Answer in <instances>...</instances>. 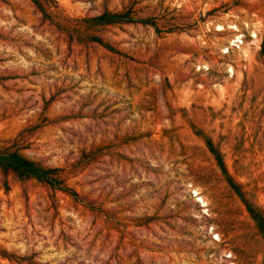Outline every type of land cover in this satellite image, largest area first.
<instances>
[{
	"label": "rangeland",
	"instance_id": "374dc122",
	"mask_svg": "<svg viewBox=\"0 0 264 264\" xmlns=\"http://www.w3.org/2000/svg\"><path fill=\"white\" fill-rule=\"evenodd\" d=\"M44 8L0 0V148L77 197L0 171V264H264V0Z\"/></svg>",
	"mask_w": 264,
	"mask_h": 264
},
{
	"label": "trees",
	"instance_id": "16d2710c",
	"mask_svg": "<svg viewBox=\"0 0 264 264\" xmlns=\"http://www.w3.org/2000/svg\"><path fill=\"white\" fill-rule=\"evenodd\" d=\"M30 1L44 17L47 16L44 8L45 0ZM85 21L91 25H95L122 23L137 20H133L132 17L129 16L128 11L110 12L108 10H104L99 15L87 18ZM91 38L93 41H96L100 44L102 43V40L99 37ZM209 150L214 155L220 168L225 170L218 151H216L211 145H209ZM0 171L4 175L7 173H12L21 179H34L37 182L48 185L52 189L68 192L72 196L77 197V193L64 183V179L60 175V167L44 166L16 150H5L0 148ZM252 218L256 220L257 227L264 239V218L258 217L257 215H252Z\"/></svg>",
	"mask_w": 264,
	"mask_h": 264
},
{
	"label": "bare ground",
	"instance_id": "6f19581e",
	"mask_svg": "<svg viewBox=\"0 0 264 264\" xmlns=\"http://www.w3.org/2000/svg\"><path fill=\"white\" fill-rule=\"evenodd\" d=\"M229 28L233 29V31L235 32L232 36V38L228 41V44L229 45H233V46H236V47H239V44H241L243 41H242V37L244 36L242 33L239 32V29L238 27L236 26V24H229L228 25ZM216 28L217 29H223V27L218 24L216 25ZM257 34L255 31H251L250 32V37L252 38V40H255ZM226 49V48H225ZM224 49V50H225ZM205 67V66H204ZM229 71L231 72V69L229 68ZM191 193L196 197V201L200 203L201 206H204L206 205L205 204V201L204 199L198 194V192L196 191V189H192L191 190ZM214 238H217V235L214 234Z\"/></svg>",
	"mask_w": 264,
	"mask_h": 264
}]
</instances>
